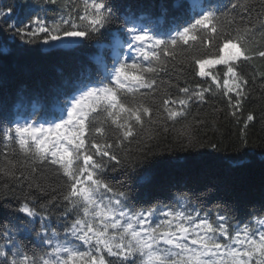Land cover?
Returning <instances> with one entry per match:
<instances>
[{
	"label": "snow or ice",
	"instance_id": "obj_1",
	"mask_svg": "<svg viewBox=\"0 0 264 264\" xmlns=\"http://www.w3.org/2000/svg\"><path fill=\"white\" fill-rule=\"evenodd\" d=\"M256 6V19L241 15ZM177 7L190 14L163 30L109 0L0 7V31L26 45L71 50L105 32L113 40L96 78L58 90L39 118L35 107L0 117V188L28 190L13 197L15 222L0 224V264H264V206L240 220L227 201L207 207L200 197L208 192L165 202L145 190L166 163L155 157L172 148H161L168 122H183L179 150H218L196 134L208 121L188 117L194 104L220 94L247 147L256 114L244 106L257 78L264 99V71L254 64L264 62V0ZM0 205L12 208L6 193Z\"/></svg>",
	"mask_w": 264,
	"mask_h": 264
},
{
	"label": "trees",
	"instance_id": "obj_2",
	"mask_svg": "<svg viewBox=\"0 0 264 264\" xmlns=\"http://www.w3.org/2000/svg\"><path fill=\"white\" fill-rule=\"evenodd\" d=\"M205 1L212 5L215 0ZM22 2L23 0H0V7ZM176 2L178 1L109 0V3L119 6L120 14L127 9L163 13L165 8L168 9ZM230 2L231 0H217L220 5H229ZM53 10H49L50 18ZM260 12V7L256 6L241 15L254 20ZM103 41H106L105 33L98 40L85 41L75 49L43 50L41 45H26L10 33L0 31V117L5 114L10 117L13 107L19 103L17 100L21 98H34V102L46 104L54 96L57 97L58 90L70 87L85 74H95L94 70L98 67L96 59L102 56L97 45ZM92 58L95 62L91 61ZM254 64L256 68L264 71V62L257 59ZM251 70V67L246 69ZM161 75L165 81L171 79L172 83L177 82L175 74ZM184 79H179L181 86ZM249 88L252 91L244 107L246 112H255L256 120L246 130L248 146H239L241 126L228 115L229 109L223 102L225 98L220 94L209 96L207 103L197 102L192 106L188 119L196 117L208 121L206 126H196V134L205 143H217L219 149L199 148L193 150L191 155L187 151L179 150L176 138L183 122H168L169 131L164 134L167 139L161 137V148L169 145L172 148L155 157L156 160L166 163L154 169V182L145 189L148 193L168 202L167 198L184 193L195 200L200 193L208 192L207 197H200L201 200L209 201L207 207H211L214 200L227 201L238 210L240 220H245L253 209L259 210L264 206V99H261L259 78ZM172 92L175 94V89ZM219 108L224 111H213ZM213 120L215 124L212 123ZM2 164L3 157L0 156V165ZM12 187L14 192L0 188V200L6 193L12 205V208L0 205V224L15 222L18 214L12 209L17 206V199L13 197H21L28 191L26 186L20 188L12 184Z\"/></svg>",
	"mask_w": 264,
	"mask_h": 264
},
{
	"label": "rangeland",
	"instance_id": "obj_3",
	"mask_svg": "<svg viewBox=\"0 0 264 264\" xmlns=\"http://www.w3.org/2000/svg\"><path fill=\"white\" fill-rule=\"evenodd\" d=\"M43 48H45V46H43ZM46 49V48H45Z\"/></svg>",
	"mask_w": 264,
	"mask_h": 264
}]
</instances>
